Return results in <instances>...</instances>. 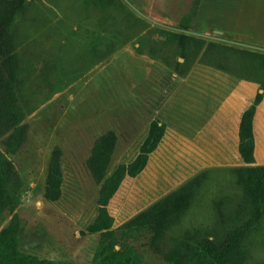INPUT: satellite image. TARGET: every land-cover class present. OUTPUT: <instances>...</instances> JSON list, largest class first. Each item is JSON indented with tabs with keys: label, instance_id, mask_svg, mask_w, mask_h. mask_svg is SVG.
Returning <instances> with one entry per match:
<instances>
[{
	"label": "rangeland",
	"instance_id": "374dc122",
	"mask_svg": "<svg viewBox=\"0 0 264 264\" xmlns=\"http://www.w3.org/2000/svg\"><path fill=\"white\" fill-rule=\"evenodd\" d=\"M9 1L19 10L0 56V150L12 131L4 107L27 129L9 156L0 228L16 214L22 250L90 264L100 238L88 229L98 212L93 144L116 137L108 175L137 156L156 124L163 133L145 167L125 176L106 206L116 248H132L141 264H176L170 251L186 264L197 244L237 229L241 264H264V204L255 207L247 173L264 166V0ZM258 93L254 162L245 163L238 123ZM56 145L60 196L49 200ZM142 213L159 222L129 232Z\"/></svg>",
	"mask_w": 264,
	"mask_h": 264
},
{
	"label": "trees",
	"instance_id": "16d2710c",
	"mask_svg": "<svg viewBox=\"0 0 264 264\" xmlns=\"http://www.w3.org/2000/svg\"><path fill=\"white\" fill-rule=\"evenodd\" d=\"M18 10V2L0 0V56L3 52L5 35H7ZM261 99L262 94H256L253 102L243 111L238 123L237 150L245 163L254 162L252 120L256 106ZM2 110L6 111L7 116L11 119L9 129L12 131L1 143L3 150H0V214L8 206L12 192L10 188L13 180V164L9 156L16 154L22 148L26 140L27 129L25 124H20L22 118L17 116L13 107L6 106ZM162 133V126L153 124L142 141L137 156L130 163L117 166L108 175L106 174L107 166L114 151L116 137L113 132H107L95 140L87 160V166L99 184L98 212L88 229L90 232H98L100 238L95 248L94 259L90 264H141L132 248L124 245L116 248L118 240L114 231L111 230L112 219L106 206L125 176H135L142 171L147 163L148 155L157 146ZM61 154V149L56 145L51 150L48 159L44 195L49 200H57L60 196ZM247 173L250 183H252L250 196L255 207L258 208L264 204V166H249ZM140 216L143 217V221H138ZM140 216L126 223L129 232L159 222V215L156 214L142 213ZM19 232V219L16 214H12L8 223L0 228V264H65L50 258H40L22 250L19 246ZM243 234V231L234 229L230 230L224 240L220 242L207 240L197 244L196 251L189 255L186 264H241L240 241ZM165 258L170 262L180 264L175 252H168Z\"/></svg>",
	"mask_w": 264,
	"mask_h": 264
}]
</instances>
